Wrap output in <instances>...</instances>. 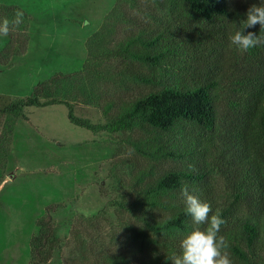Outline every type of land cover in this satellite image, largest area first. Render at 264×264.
<instances>
[{"label":"trees","instance_id":"obj_1","mask_svg":"<svg viewBox=\"0 0 264 264\" xmlns=\"http://www.w3.org/2000/svg\"><path fill=\"white\" fill-rule=\"evenodd\" d=\"M144 11L148 18L124 41L85 64L95 70L119 59V73L140 86L107 103V122L77 115L64 99H43L39 88L1 111L19 116L29 106L66 104L75 125L134 133L126 141L147 163L138 169L131 207L143 212L125 223L130 244L102 255L101 264H171L196 227L185 213V183L220 211L219 234L233 264H264V45L239 53L231 44L244 15L235 0H147ZM254 31L264 36L259 25ZM60 206L48 205L38 218L28 264L50 263Z\"/></svg>","mask_w":264,"mask_h":264},{"label":"rangeland","instance_id":"obj_2","mask_svg":"<svg viewBox=\"0 0 264 264\" xmlns=\"http://www.w3.org/2000/svg\"><path fill=\"white\" fill-rule=\"evenodd\" d=\"M235 1L244 14L240 30L250 6ZM146 3L0 0V28H8L0 34V264L29 263L30 238L50 204L61 206L49 264H101L102 255L130 244L125 223L143 212L131 200L138 169L147 163L126 141L134 133L75 125L66 104L29 106L19 116L1 109L39 88L43 99H64L77 115L107 122V103L136 95L140 86L119 73V59L95 70L85 64L137 29L148 18Z\"/></svg>","mask_w":264,"mask_h":264},{"label":"clouds","instance_id":"obj_3","mask_svg":"<svg viewBox=\"0 0 264 264\" xmlns=\"http://www.w3.org/2000/svg\"><path fill=\"white\" fill-rule=\"evenodd\" d=\"M245 15L241 29L230 37L231 44L242 52L264 45V36L249 30L255 29L257 25L260 30H264V0H261L259 5L252 4ZM0 34H8L7 26L0 28ZM188 167L194 170L192 165ZM181 195L184 198L185 213L191 216L196 227L181 240V252L170 258L171 264H233L226 251L228 242L219 234L221 226L225 223L220 211L213 212L210 203L202 201L194 189L189 190L186 183L182 184ZM200 225L206 227L201 228Z\"/></svg>","mask_w":264,"mask_h":264}]
</instances>
